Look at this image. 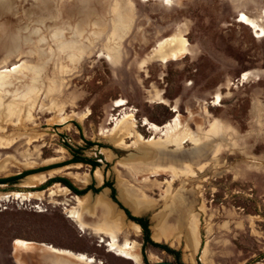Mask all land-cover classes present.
<instances>
[{
  "label": "rangeland",
  "instance_id": "1",
  "mask_svg": "<svg viewBox=\"0 0 264 264\" xmlns=\"http://www.w3.org/2000/svg\"><path fill=\"white\" fill-rule=\"evenodd\" d=\"M263 27L264 0H0V84L15 83L0 87V179L45 169L0 184V264H135L122 254L134 244L142 264H264ZM176 36L188 55L155 58ZM122 121L127 134L112 138ZM57 177L93 204L102 197L124 226L108 228L63 184L45 186ZM125 209L148 219L151 242Z\"/></svg>",
  "mask_w": 264,
  "mask_h": 264
},
{
  "label": "bare ground",
  "instance_id": "2",
  "mask_svg": "<svg viewBox=\"0 0 264 264\" xmlns=\"http://www.w3.org/2000/svg\"><path fill=\"white\" fill-rule=\"evenodd\" d=\"M140 1V0H139ZM145 3H150V2H161L163 4H168L171 5L175 2H179L181 3L183 0H168V2H166V0H141ZM246 15V14H245ZM243 14V20L247 23V24H253V21L251 19H249L247 16H245ZM115 16V15H114ZM117 17V16H116ZM102 22H100V18H98V25L101 24ZM115 20L113 17V30L115 29ZM256 23V22H255ZM259 23V22H258ZM97 25V26H98ZM264 28V27H263ZM259 29V28H258ZM119 34V33H118ZM118 34L115 32L112 33V36L110 38V46L113 44H117L115 43L117 38L116 36H118ZM264 36V35H263ZM109 46V47H110ZM117 46V45H116ZM189 42L184 39L181 36H176V37H171L167 40H164L162 42H160L156 52H155V58L160 59L163 63H170V62H174V61H179L184 59L188 53H189ZM114 47V46H113ZM112 47V48H113ZM115 48V47H114ZM110 49V48H109ZM75 59V58H74ZM117 60V59H116ZM5 76V75H4ZM8 76V75H6ZM4 79V78H3ZM3 82V81H1ZM15 86L14 82H11V79L8 80L7 82H5L4 84H0V87L2 88H12ZM30 92L32 91H28V93L26 92L23 93L21 95V97H25L26 95H28ZM125 103V102H124ZM126 105V104H125ZM119 108V107H118ZM3 114V113H1ZM0 114V115H1ZM127 117V116H126ZM129 121V120H128ZM128 121H122L120 124H118L116 126V128L112 131L111 133V137L112 138H122L123 136H125L128 132V129L130 128V123ZM182 124V123H181ZM154 125V124H153ZM167 125V124H166ZM145 127V126H144ZM178 131H177V137L181 138L183 140H186V138H188L190 135V132H188L189 134H187V131L189 130H185L184 128L178 127ZM151 131V130H150ZM155 133V132H154ZM163 135V134H162ZM175 135V134H174ZM110 137V136H109ZM190 138V137H189ZM196 138V137H194ZM113 141V140H112ZM171 141V140H170ZM143 143L149 147L155 148L157 151H159V146L151 141H141L139 140V143ZM146 147V146H145ZM150 148V149H152ZM157 155H161L162 158H164V154H162L161 151H159L155 156ZM74 175V174H73ZM79 178L81 177L84 180V183L88 181V175H81V174H76ZM37 176H32V178H36ZM39 177V176H38ZM73 177V176H72ZM94 177L101 179V173L99 171H95L94 173ZM24 187H33L34 186V182L32 181H26L24 184H22ZM62 188V187H61ZM65 189H69V188H65ZM32 194V193H31ZM81 206L84 208V210L87 213H92L94 214L96 210L100 209L102 212V218L103 221L105 223V225L110 228L111 225H114L117 229L118 228H122L124 225L119 224L118 222L121 221L122 223H124L123 219L120 218L119 216L115 215V211L114 209L108 205L105 200L102 197L97 198L96 202L93 204L92 199L89 198L88 196H81ZM134 212L135 213H140L142 208L141 207H134ZM101 218V219H102ZM79 222L81 224H87L85 223V220L83 219V216L81 214L78 215ZM77 222V221H76ZM98 225V224H97ZM96 227V225H94ZM194 224L189 225V223H184L183 221H181V223L178 225V230L180 232H182L183 230H188L191 233H189V235L193 236L195 235V232H193L194 230ZM98 229L96 230L97 232L101 233L102 229H100L99 227H97ZM164 229V226L158 224L156 226V231L157 233L154 235V238L156 239V241H162L163 237L160 233V231L162 232ZM82 230V229H81ZM167 230V229H165ZM111 232V229H108L106 232ZM170 232V229H169ZM97 235V234H96ZM99 235V234H98ZM191 239V238H190ZM117 241V240H116ZM17 248L20 247L24 248L26 250H31L34 252H38L39 254H52V255H57V253H59L58 255H65L68 257H75L72 254L68 253V252H60L58 251L56 248H54L53 246L47 245V244H40L37 246L33 245L30 242H26L23 240H17L16 243ZM121 246V245H120ZM110 247V246H109ZM16 249V248H15ZM122 254L129 260H131L132 262H134L135 264H142V260H141V256H140V252H139V248L137 244H134L133 247L130 248H125L122 250ZM46 256V255H45ZM57 257V256H56ZM46 258V257H45ZM80 258V257H79ZM57 259V258H56ZM63 261V260H62ZM74 261V260H73ZM49 262V261H48ZM59 262V261H58ZM50 264V263H49ZM53 264V263H52ZM82 264V263H81Z\"/></svg>",
  "mask_w": 264,
  "mask_h": 264
},
{
  "label": "trees",
  "instance_id": "3",
  "mask_svg": "<svg viewBox=\"0 0 264 264\" xmlns=\"http://www.w3.org/2000/svg\"><path fill=\"white\" fill-rule=\"evenodd\" d=\"M91 144L92 143H89V145H91ZM80 161L81 162H87L88 164H90L94 168L99 165L94 160L86 161L85 159H82L80 157H76V159H74L72 161V163L73 162H80ZM67 164L68 163H65L64 165H67ZM61 166H63V165H56V166L51 167V168L61 167ZM42 170H45V169L26 171V172H24V173H22L21 175H18V176H13V177H8V178H1L0 179V184H14V183L18 182V180H20V179H22V178H24V177H26L28 175L36 174V173H38V172H40ZM56 183L63 184L64 186L68 187L72 192H74L76 195L83 196L86 193V191L78 190L67 178H64V177L53 178V179L49 180L47 182V185H45V186L48 187V186L56 184ZM106 186H110V185L106 184ZM125 212L127 213L128 216H130V219H132L133 221H136L137 223H139L143 227V229H144V231L146 233V237H145L146 240L148 242H151L150 241L151 239H150V229H149V221H148V219H145V218H142V217L141 218L132 217L127 209H125ZM151 244H153L155 246H158V247H162V248L166 249L170 253L179 255L178 252H176V251H174V250H172V249H170V248H168V247H166L164 245H160V244L153 243V242Z\"/></svg>",
  "mask_w": 264,
  "mask_h": 264
},
{
  "label": "water",
  "instance_id": "4",
  "mask_svg": "<svg viewBox=\"0 0 264 264\" xmlns=\"http://www.w3.org/2000/svg\"><path fill=\"white\" fill-rule=\"evenodd\" d=\"M136 224L140 226V224H138L137 222H136ZM151 264H176V263H173V262H170V261H160V262H155V263H151Z\"/></svg>",
  "mask_w": 264,
  "mask_h": 264
},
{
  "label": "snow or ice",
  "instance_id": "5",
  "mask_svg": "<svg viewBox=\"0 0 264 264\" xmlns=\"http://www.w3.org/2000/svg\"><path fill=\"white\" fill-rule=\"evenodd\" d=\"M166 2H168V0H166Z\"/></svg>",
  "mask_w": 264,
  "mask_h": 264
}]
</instances>
